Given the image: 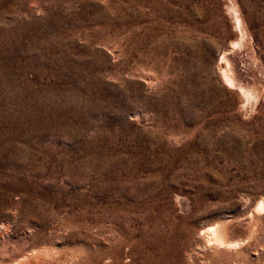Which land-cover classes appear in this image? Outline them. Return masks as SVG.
Instances as JSON below:
<instances>
[{
  "label": "rangeland",
  "instance_id": "obj_1",
  "mask_svg": "<svg viewBox=\"0 0 264 264\" xmlns=\"http://www.w3.org/2000/svg\"><path fill=\"white\" fill-rule=\"evenodd\" d=\"M263 199L264 0H0V262L264 264Z\"/></svg>",
  "mask_w": 264,
  "mask_h": 264
},
{
  "label": "bare ground",
  "instance_id": "obj_2",
  "mask_svg": "<svg viewBox=\"0 0 264 264\" xmlns=\"http://www.w3.org/2000/svg\"><path fill=\"white\" fill-rule=\"evenodd\" d=\"M230 1V0H229ZM234 1V0H233ZM238 2V1H237ZM237 6V5H236ZM231 9H232V13H233V18L235 21V27H236V31H238V36L240 39L244 38L247 35V30L246 27L244 26V23L240 17V14L238 12V9L235 7L234 2L231 3ZM247 37V36H246ZM250 39V38H249ZM241 41V40H240ZM244 41V40H243ZM241 46V45H240ZM235 51V50H234ZM233 52V51H232ZM233 54V53H232ZM225 62H228V60L225 57H222ZM220 60L219 62V70L221 73V76L223 79L230 81L233 78V75L231 74L230 70L228 68H226L223 65V60ZM231 58V57H230ZM230 63V62H229ZM234 73V72H233ZM240 76V75H238ZM237 78V77H236ZM232 84V83H230ZM234 86V85H233ZM242 88V87H241ZM259 91V90H258ZM242 93V92H241ZM258 96V95H257ZM259 209L264 208V199L261 200L258 204ZM255 221V219H254ZM255 223V222H254ZM234 224V223H233ZM229 226V225H228ZM227 224L225 223H215L214 225L210 226L208 229H205L202 231V235L204 236L203 238L206 239V241L209 244H214L217 247H224L226 246L227 248H229L230 246L234 245V244H238L237 241H230L228 238V234H227ZM230 228V227H229ZM234 228V227H233ZM229 230V229H228ZM233 230V229H232ZM237 231V230H236ZM232 232V231H231ZM230 232V234H231ZM235 232V231H234ZM247 232L249 234L253 233L252 232V226H248L247 228ZM229 234V235H230ZM234 234V233H233ZM252 235V234H251ZM250 235V236H251ZM232 237V236H231ZM255 238V236H254ZM253 239V238H252ZM237 240V239H236ZM244 241V240H243ZM240 242V241H239ZM241 243V242H240ZM239 243V244H240ZM238 244V245H239ZM237 246V245H236ZM47 247H45L46 249ZM235 248V247H234ZM44 249V250H45ZM54 249V248H53ZM48 250V248H47ZM43 251V250H42ZM49 252V250H48ZM47 252V253H48ZM52 252V250H51ZM42 252H33L32 254H28V255H24L22 257H20L19 259H17L15 262L11 263V264H36L35 261L39 260ZM46 253V254H47ZM53 253V252H52ZM45 254V253H44ZM49 255V254H48ZM53 254H50V257ZM54 256V255H53ZM52 256V258H53ZM43 257V256H42ZM49 257V256H47ZM46 257V259H47ZM55 257V256H54ZM44 258V257H43ZM42 261V260H41ZM40 262V261H39ZM0 264H4L2 262H0ZM38 264V263H37Z\"/></svg>",
  "mask_w": 264,
  "mask_h": 264
}]
</instances>
